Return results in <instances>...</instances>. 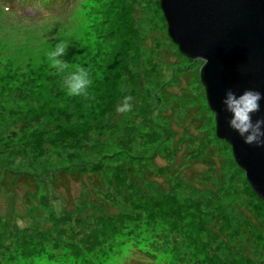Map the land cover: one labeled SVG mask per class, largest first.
I'll use <instances>...</instances> for the list:
<instances>
[{"label": "rangeland", "instance_id": "374dc122", "mask_svg": "<svg viewBox=\"0 0 264 264\" xmlns=\"http://www.w3.org/2000/svg\"><path fill=\"white\" fill-rule=\"evenodd\" d=\"M33 1L0 0V264H264V203L159 0ZM60 40L87 97L49 66ZM20 174L37 189L1 187Z\"/></svg>", "mask_w": 264, "mask_h": 264}, {"label": "water", "instance_id": "95a60500", "mask_svg": "<svg viewBox=\"0 0 264 264\" xmlns=\"http://www.w3.org/2000/svg\"><path fill=\"white\" fill-rule=\"evenodd\" d=\"M166 33L188 60L206 59L199 69L215 135L230 147L235 164L251 191L264 203V146L246 145L228 126L230 114L222 100L231 89L261 93L264 119V0H159ZM264 130V128H262Z\"/></svg>", "mask_w": 264, "mask_h": 264}, {"label": "clouds", "instance_id": "9594fccd", "mask_svg": "<svg viewBox=\"0 0 264 264\" xmlns=\"http://www.w3.org/2000/svg\"><path fill=\"white\" fill-rule=\"evenodd\" d=\"M55 39V38H53ZM69 44L60 40L54 46H50L47 52L49 66L57 73L64 74L69 69L70 63L63 57L67 55ZM205 64L206 59L197 58ZM92 84L89 70L83 66L76 65L74 71L63 75L62 87L69 97H87L88 89ZM261 93L252 89L244 90L236 95L231 89L225 92L222 104L226 112L230 114L228 126L235 131L246 145L255 144L257 147L264 146V119L253 121V114L260 111ZM132 97L126 96L120 105L117 106L118 113H127L132 110Z\"/></svg>", "mask_w": 264, "mask_h": 264}, {"label": "trees", "instance_id": "16d2710c", "mask_svg": "<svg viewBox=\"0 0 264 264\" xmlns=\"http://www.w3.org/2000/svg\"><path fill=\"white\" fill-rule=\"evenodd\" d=\"M53 1L54 0H52V1L51 0H43V1L40 2L39 8H44L41 5V3L45 4V7H46L49 4H53L52 3ZM6 2H7V5H11L12 6V9H14V6H15V8L17 7L16 0H6ZM33 3H35V0L33 1ZM61 10H62L61 12H64L65 11V7H62ZM11 11H14V10H11ZM59 14H61V13H59ZM49 15L50 14L46 15L45 17H48ZM60 173H61V177L65 179L64 182H67L68 177L63 173V171H61ZM24 176H25L24 174H20L17 178H15L12 175V177H14V179L13 180H11V178L9 179L11 181V183L10 184L7 183V182H9V180L6 181V182L4 181V182H2L1 187L6 189L7 192H10L11 190H14V189L17 190V189H22V188L23 189H27V190H32L34 188L32 191L37 189V187L33 183H29V180H27ZM91 176H93V174L90 175V177ZM77 177H80V174L76 173L75 174V178L77 179ZM28 198L29 197H26V199H28Z\"/></svg>", "mask_w": 264, "mask_h": 264}]
</instances>
